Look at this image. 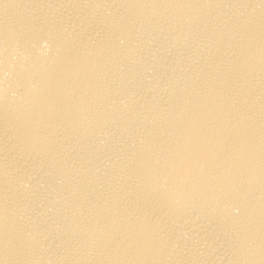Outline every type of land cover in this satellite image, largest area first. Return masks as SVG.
<instances>
[{
	"label": "bare ground",
	"instance_id": "6f19581e",
	"mask_svg": "<svg viewBox=\"0 0 264 264\" xmlns=\"http://www.w3.org/2000/svg\"><path fill=\"white\" fill-rule=\"evenodd\" d=\"M0 264H264V0H0Z\"/></svg>",
	"mask_w": 264,
	"mask_h": 264
}]
</instances>
